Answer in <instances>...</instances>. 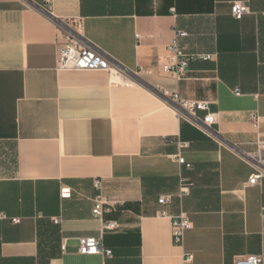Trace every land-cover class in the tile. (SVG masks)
Returning a JSON list of instances; mask_svg holds the SVG:
<instances>
[{"label":"crops","instance_id":"1","mask_svg":"<svg viewBox=\"0 0 264 264\" xmlns=\"http://www.w3.org/2000/svg\"><path fill=\"white\" fill-rule=\"evenodd\" d=\"M235 2L250 9L239 20ZM73 19L111 58L112 74L57 69L56 22ZM177 30L187 33V53L215 56L192 62L178 83L162 69ZM174 93L208 102L217 124L207 132L180 117ZM259 142L264 0H0V213L21 219L0 221V264H234L264 256V180L245 185ZM183 179L192 186L180 197ZM97 180L116 203L106 219L121 224L104 236L107 259L79 253L80 238L100 232ZM64 187L71 198L62 199ZM163 196L171 203L160 205ZM181 213L193 227L176 246L172 221Z\"/></svg>","mask_w":264,"mask_h":264},{"label":"built area","instance_id":"2","mask_svg":"<svg viewBox=\"0 0 264 264\" xmlns=\"http://www.w3.org/2000/svg\"><path fill=\"white\" fill-rule=\"evenodd\" d=\"M50 3L51 0H44ZM250 12L249 7L244 2H235L232 5V16L239 20ZM64 23L56 22V26L60 32V46L57 52V69L62 71H78V72H96L102 71L112 74L116 67L111 58L91 42L82 36L81 20L73 19ZM187 37L184 31H175V38L167 48V58L162 65V69L166 74L177 83L184 80L188 68L192 62L196 61H214L215 56L212 54H189L186 49L181 46L180 40ZM236 95H240V90H235ZM172 105L176 108L180 117L188 120L196 127L207 132L213 128L218 122L217 115L211 112V106L208 102H198L185 100L178 93L169 96ZM199 113H204V117H200ZM254 127H259V117L257 114L251 116ZM180 164H185V160L181 155L173 157ZM250 162L255 169L254 173L246 182V187L260 186L264 180V142L258 143V150L249 156ZM187 168H191L187 165ZM192 184L189 180L183 179L180 186V197H184L190 191ZM95 190L97 195L94 199L92 215L95 220L100 223V232L98 237L80 238L79 253L88 256H102L104 259L112 257V251L103 247L104 236L116 233L120 230L121 224L116 220H107L106 215L111 213L116 203L110 200L103 192V184L100 180L95 182ZM62 199L71 198V190L69 188L61 189ZM171 196H163L159 198L158 203L166 206L171 203ZM162 217H166L167 213L162 211ZM0 221H9L13 224H19L20 218H10L4 213H0ZM55 224H61V219H55ZM193 224L187 214L181 213L173 218L172 221V240L176 246H183L186 233L191 230ZM193 256L187 255L185 261L192 262ZM234 264H264L263 255L239 256L235 258Z\"/></svg>","mask_w":264,"mask_h":264},{"label":"water","instance_id":"3","mask_svg":"<svg viewBox=\"0 0 264 264\" xmlns=\"http://www.w3.org/2000/svg\"><path fill=\"white\" fill-rule=\"evenodd\" d=\"M30 4L34 5V3H33V2H30Z\"/></svg>","mask_w":264,"mask_h":264}]
</instances>
